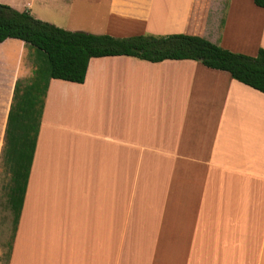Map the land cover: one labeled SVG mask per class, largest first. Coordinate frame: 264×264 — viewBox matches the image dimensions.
Segmentation results:
<instances>
[{
    "label": "crops",
    "instance_id": "obj_1",
    "mask_svg": "<svg viewBox=\"0 0 264 264\" xmlns=\"http://www.w3.org/2000/svg\"><path fill=\"white\" fill-rule=\"evenodd\" d=\"M0 3L67 30L264 48L253 0ZM88 14L97 21L84 28ZM33 53L21 39L0 42V160ZM0 264H264V93L192 59L92 57L82 83L50 78Z\"/></svg>",
    "mask_w": 264,
    "mask_h": 264
},
{
    "label": "trees",
    "instance_id": "obj_2",
    "mask_svg": "<svg viewBox=\"0 0 264 264\" xmlns=\"http://www.w3.org/2000/svg\"><path fill=\"white\" fill-rule=\"evenodd\" d=\"M253 1L264 7V0ZM6 38L21 39L35 48L33 75L15 82L0 160L10 172L8 198L14 229L26 190L50 78L82 83L92 57L128 55L151 62L192 59L207 67L225 70L232 78L264 93V48H259L256 55L251 56L184 33L115 37L67 30L34 17L28 10L20 11L0 3V42ZM38 57H43V62H37Z\"/></svg>",
    "mask_w": 264,
    "mask_h": 264
},
{
    "label": "rangeland",
    "instance_id": "obj_3",
    "mask_svg": "<svg viewBox=\"0 0 264 264\" xmlns=\"http://www.w3.org/2000/svg\"><path fill=\"white\" fill-rule=\"evenodd\" d=\"M103 10V7H102ZM102 10L98 12V27L99 24L103 21L101 18ZM89 18H84L81 21V26L87 28V25L94 23L97 21L96 18H93L90 14ZM35 48H32L33 51ZM39 58V59H38ZM36 58L37 62H43V57ZM34 56L30 55V60L35 62ZM11 183L10 180V172L7 165L3 162L0 163V249H1V259L5 261L8 257V252L12 240V233L14 230L13 223V213L10 208L8 193H9V185Z\"/></svg>",
    "mask_w": 264,
    "mask_h": 264
}]
</instances>
